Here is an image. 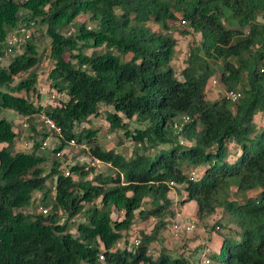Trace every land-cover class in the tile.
<instances>
[{
    "label": "trees",
    "instance_id": "16d2710c",
    "mask_svg": "<svg viewBox=\"0 0 264 264\" xmlns=\"http://www.w3.org/2000/svg\"><path fill=\"white\" fill-rule=\"evenodd\" d=\"M86 14L92 25L74 22ZM177 21L187 26L183 34L200 36L189 47L180 77L171 64ZM31 22L45 25L50 38L47 86L60 95L54 105L31 99L39 93L35 35L30 32L20 47L6 39ZM72 23L76 30L67 34ZM16 46L21 51L2 64ZM218 72L227 91L240 93L234 101L206 97ZM101 105L113 110L106 113L110 127L135 142L130 156L93 143L95 131L78 130L100 114ZM3 109L24 117L33 136L30 151H16L14 124L0 118V264H191L165 247L149 252L177 220L170 193L178 186L185 194L180 204L194 201L199 221L221 209L239 228V238L226 236L218 252L202 251L201 257L218 264H264V0H0ZM40 115L61 132L48 152L41 150L48 131ZM123 117L143 127L129 130ZM71 139L88 145L91 158L107 170L76 161L66 175L57 155ZM199 168L200 175L191 177ZM35 191L47 212L26 210ZM249 191L256 194L244 196ZM77 215L84 219L76 222ZM150 218L151 230L129 240L135 223ZM216 226L213 231L222 229Z\"/></svg>",
    "mask_w": 264,
    "mask_h": 264
},
{
    "label": "rangeland",
    "instance_id": "374dc122",
    "mask_svg": "<svg viewBox=\"0 0 264 264\" xmlns=\"http://www.w3.org/2000/svg\"><path fill=\"white\" fill-rule=\"evenodd\" d=\"M74 22L76 24L86 22L87 25H92L91 22L88 21V15H82L77 17ZM172 25V24H171ZM227 26H229L228 23H226ZM151 27L153 29H158L159 26L157 24L151 23ZM172 35L177 39V53L175 59L171 62L176 75L180 77V71L181 69L185 66V60L187 58V53L189 50V47L191 46L192 43L196 42L199 40L200 36L198 33L191 32L189 34H183L182 31L187 29L186 25H181L178 21L173 23L172 27ZM45 25H41L38 22L34 23L31 22V27L29 28H22L20 27L19 29H14L11 32L8 33L7 35V41L10 44H19V47L21 44L26 42L25 38L26 34H29L32 32V34L35 35L36 37V44L38 46V50L41 55L40 63L39 66L37 67V72H38V86H39V93L38 96L34 94L31 96V99L36 103L40 104L42 106L46 105H54L56 104L57 99L54 101L52 100L51 97V92H42L41 87L47 86L48 81L46 80L47 74L49 70L52 68V62L49 59V47H50V38L46 35L45 32ZM76 30L75 27H73V23L68 26L64 31L69 33H73ZM13 44V45H15ZM14 47L12 52L11 50H8L6 52V55L2 59V64H8L10 59L19 53L21 51V48ZM103 47L97 48L96 50H102ZM92 49H87V53H90ZM216 67H218V64H216ZM23 76V75H22ZM19 77V76H18ZM18 77L15 78V82L18 80ZM214 78H216L217 83L214 85H210V82L207 86V92H206V97L208 99H217L219 97L225 96L227 97L228 91L224 88L222 83L220 82L219 79V72L215 74ZM43 85V86H42ZM54 90V89H52ZM61 98L66 99L67 96L61 95ZM112 108L110 106H104L101 105L100 107V114L98 116H92L88 121L83 122L78 130H81L82 128H89L90 130L95 131V135L92 137L93 143L98 144L99 146L103 147L104 149H113L117 152H121L125 154L127 157L130 156L136 147V144L133 140L128 138L124 130L121 128H115L112 129L109 125V122L106 119V113L107 112H112ZM261 119L264 118V115H262ZM5 117L6 119L10 120L14 124V130L17 132L16 136V142H15V150L16 151H30L32 148V136L33 132L29 127H23L24 123V117L18 115L12 110L9 109H3L0 112V118ZM260 119V116L258 114V117L256 116L255 122L256 125L259 126L257 123L258 120ZM124 122L127 123V128L129 130H134L135 128H140L143 127V125H140L137 123L135 119L128 120L123 117ZM26 122V121H25ZM35 127L39 129V122L36 120L35 122ZM261 128V126H259ZM182 140L184 141L183 144H186V140L184 137L179 136L178 137V142ZM46 141V146L44 148H41V150L48 152L52 150L54 147H56L59 144V138L56 134L52 132H47V135L44 137V140ZM180 143V142H179ZM181 144V143H180ZM2 146V145H0ZM168 145H159L157 149H162V148H167ZM88 145L87 149H82V147L78 146H73L70 144H67L61 152L57 155L58 160L61 162L60 168L62 170L67 171L68 170V165L73 164L76 161L78 162H84L87 163L93 167H95V171H106L107 170V164L96 161L91 158V156L88 154ZM230 152V158H234L236 154V149L234 145H230L229 148ZM154 151V150H153ZM151 151V152H153ZM195 171V177L200 175L201 173V168L199 169H193ZM47 171H49V166H47ZM192 171V170H191ZM48 186L53 185V178L50 177L47 181ZM233 192L235 190L234 187L231 189ZM172 192L170 193V197L172 199V208L178 213V211H181V214L178 216L176 215V219H183V218H194L196 221L199 222L197 216H196V203L194 201H188L183 204H180V200L182 197H185V194L183 195L182 192V187L178 186L176 189H172ZM255 191H249L247 192L244 196H251L255 195ZM233 198H237L240 196L233 195ZM41 198V193L38 191H35L33 193V203L32 205L27 208L26 210L29 212H39V210H42L43 207L40 205L39 199ZM148 205V202L145 203V206ZM36 207V209H34ZM118 216L117 213L112 214V218L116 219ZM230 217V216H229ZM227 214H223V211L221 209H218L216 215L214 217H209V219H204L200 221L197 224L196 230L192 233L189 234H184L183 236L179 238L172 239L171 236H169V231L166 229L163 232L164 239H167L166 241L163 242H155L150 246L149 252L151 254L156 255V253L160 250L161 247H165L168 250H170L173 253H183L184 256L186 257H192L195 256V260L202 259L201 254L202 251L204 253H207V255H212L214 252L218 251L221 245V242L224 237L229 236V237H240L239 233V228L229 219ZM64 219V218H63ZM84 218L82 215H77L73 218L76 222L82 221ZM155 222L154 218H150L147 221L141 222V223H135V226L132 227L131 231L127 234L129 240H131L132 237H134V241L136 242V235L140 232L139 230H146L149 231L151 230L153 224ZM170 222V221H169ZM219 224V226L222 228L220 231H213L214 226ZM198 229V233L196 237H194L195 232ZM200 229V230H199ZM72 232H75V229L72 228ZM209 233V234H206ZM207 235L210 237V239L203 237ZM169 236V239H168ZM171 238V239H170ZM193 242L191 243L190 242ZM203 240H206L207 244L203 243ZM209 242V243H208ZM202 244V245H201ZM187 247V249H185ZM183 250V251H182ZM185 250V251H184ZM198 260V261H200ZM103 264V262L101 263ZM212 264H218L216 262H212Z\"/></svg>",
    "mask_w": 264,
    "mask_h": 264
},
{
    "label": "built area",
    "instance_id": "2783aa9c",
    "mask_svg": "<svg viewBox=\"0 0 264 264\" xmlns=\"http://www.w3.org/2000/svg\"><path fill=\"white\" fill-rule=\"evenodd\" d=\"M182 23H184L185 21L184 20H181ZM30 33L29 34H26L25 35V38L26 37H29ZM9 43V42H8ZM16 43V42H15ZM13 43V44H15ZM11 44V45H13ZM217 83V80L216 78H212L210 80V85H214ZM43 86V85H42ZM39 88V86H38ZM41 91L42 92H48V87H41ZM240 93L239 92H235V91H228V94H227V97L229 99H231L232 101H234L237 97H239ZM59 93L56 91V90H51V97H52V100H56L59 98ZM40 119L42 120V122L44 123V125H46L47 127V131L48 132H52L54 134H57V135H60V128L54 123V121L46 116V115H40ZM185 119H187V117H185ZM261 122L264 124V118L261 120ZM23 126L25 127L26 126V123L24 122L23 123ZM181 144L184 143V141L180 140L179 141ZM46 141H43L42 144H41V148H44L46 146ZM69 144L70 145H73V146H78V147H82V148H86L87 149V145L85 143H77L75 141V139H71L69 141ZM96 161H99L97 159H94ZM65 174H69L68 171L65 172ZM191 177H195V171L192 170L191 171ZM171 185L173 184V182L170 183ZM53 192H54V188H53ZM42 211L45 213L47 212V209L44 208L42 209ZM196 227H197V222L194 218H183V219H177L175 221H173L170 226H169V234L171 236V238L175 239V238H179L181 236H183L184 234H189V233H192L196 230ZM217 229H219L218 226H216ZM202 259L200 260L199 264H212V260L207 257V256H202L201 257Z\"/></svg>",
    "mask_w": 264,
    "mask_h": 264
},
{
    "label": "crops",
    "instance_id": "0c3cea01",
    "mask_svg": "<svg viewBox=\"0 0 264 264\" xmlns=\"http://www.w3.org/2000/svg\"><path fill=\"white\" fill-rule=\"evenodd\" d=\"M179 212V211H178ZM181 214V211L178 213V216ZM211 217H214V216H210V218ZM206 219H209V218H206ZM201 221V220H200ZM199 221V225H200V222ZM200 230V229H199ZM199 231H198V229H197V231L195 232V235H194V237H196V235H197V233H198ZM169 234V233H168ZM206 234H208V233H206ZM169 236H170V234H169ZM169 236H168V239H169ZM163 237H165V236H163ZM203 237H206L205 235H203ZM206 238H208V239H210V237H208V235H207V237ZM171 239V238H170ZM173 239V238H172ZM167 239H164L163 241H166ZM190 242H191V240H190ZM207 241L206 240H203V243H205V244H207L206 243ZM191 243H193V242H191ZM209 243V242H208ZM202 245V244H201ZM185 249H187V247L185 248ZM183 251V250H182ZM185 251V250H184ZM216 252H218V251H216ZM174 254H183L182 252H181V250H180V253L178 252V253H174ZM195 256H193V258L192 257H189V260H190V263L191 264H199V262L200 261H198L197 259L195 260V258H194Z\"/></svg>",
    "mask_w": 264,
    "mask_h": 264
}]
</instances>
